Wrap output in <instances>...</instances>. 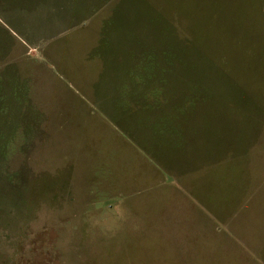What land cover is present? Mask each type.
<instances>
[{
    "label": "rangeland",
    "instance_id": "1",
    "mask_svg": "<svg viewBox=\"0 0 264 264\" xmlns=\"http://www.w3.org/2000/svg\"><path fill=\"white\" fill-rule=\"evenodd\" d=\"M41 2L0 0V264H264V0H92L44 44Z\"/></svg>",
    "mask_w": 264,
    "mask_h": 264
},
{
    "label": "crops",
    "instance_id": "2",
    "mask_svg": "<svg viewBox=\"0 0 264 264\" xmlns=\"http://www.w3.org/2000/svg\"><path fill=\"white\" fill-rule=\"evenodd\" d=\"M94 3L95 4L92 3V0H43V2L37 5L38 7H41L43 4V9H39L36 6L34 7L35 9L29 13V15L36 16L40 19L42 27L41 30L44 29L43 27H54L57 30H44L42 36L40 37V34L38 36L41 39H37L36 42L44 44L45 41L51 37H58L59 35H63V33L73 31L77 27L81 26L87 18L100 9L99 6L98 8L95 6L97 5L96 2ZM29 40L32 41V38H28L26 41L21 39L25 46ZM28 51V53H30V50ZM97 52L99 54H102L103 52L108 53L106 47L104 46H100ZM87 56L89 60L93 57L90 53H88ZM98 59L101 61V68L106 71L109 68V66H107L106 57H104L103 60L101 56H99Z\"/></svg>",
    "mask_w": 264,
    "mask_h": 264
}]
</instances>
